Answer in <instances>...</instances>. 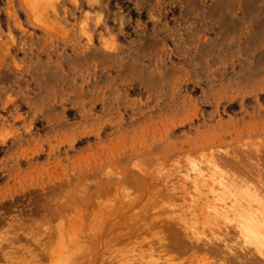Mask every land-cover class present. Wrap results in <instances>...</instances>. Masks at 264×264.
Segmentation results:
<instances>
[{"label":"rangeland","instance_id":"obj_1","mask_svg":"<svg viewBox=\"0 0 264 264\" xmlns=\"http://www.w3.org/2000/svg\"><path fill=\"white\" fill-rule=\"evenodd\" d=\"M262 193L264 0H0V264L256 253Z\"/></svg>","mask_w":264,"mask_h":264},{"label":"bare ground","instance_id":"obj_2","mask_svg":"<svg viewBox=\"0 0 264 264\" xmlns=\"http://www.w3.org/2000/svg\"><path fill=\"white\" fill-rule=\"evenodd\" d=\"M235 166V165H234ZM242 168H244V167H242ZM143 183V182H142ZM138 186V185H137ZM143 186V185H142ZM139 187V186H138ZM240 194H241V192H239ZM238 193V194H239ZM208 194V193H207ZM206 194V195H207ZM237 194V193H236ZM245 194V193H244ZM244 194H243V196H244ZM247 194H249V193H247ZM250 195V194H249ZM253 195H254V193H253ZM256 195V194H255ZM255 195L253 196V197H255ZM247 196V195H246ZM245 196V197H246ZM257 196H259L258 198L260 199H264V195H263V193H262V195H259V194H257ZM249 197V196H248ZM250 198V197H249ZM252 198V197H251ZM256 200V199H255ZM259 201V200H258ZM244 204V203H243ZM237 206H239L238 208H236ZM237 206H235L234 207V209H233V211H230V210H227V211H230L231 212V217L233 216V219L235 218H237L236 219V221L238 220V223L239 224H237V226H238V228H239V231L238 232H236L237 230H235V228L233 229V230H235V232L231 229V230H224V231H226V232H223V230H221V229H218L221 233V237L219 236V234H218V236L220 237H216L217 238V240L218 241H220V242H228V240L229 241H231L232 239H233V237L235 236L236 238L238 237V238H240L239 236H241L240 234H242V236H243V238L245 239L244 241H246V242H243L242 241V243L243 244H245V243H247V242H249V243H251L252 245H254V247L256 248V253H257V255H258V253L260 254V255H262L263 256V253H264V212L263 213H261V211L259 212L257 209H255V210H252V208H249L247 205L245 206V205H237ZM106 208V207H105ZM262 209H263V206L261 207ZM110 209H112V208H110ZM113 210V209H112ZM226 211V210H225ZM226 211V212H227ZM103 212V211H102ZM105 212V211H104ZM110 212V211H109ZM222 212H224L223 210H222ZM220 213V215H218V216H221V217H223L222 215H225V214H223V213ZM106 213V212H105ZM228 213V212H227ZM103 214V213H102ZM219 214V213H218ZM222 214V215H221ZM227 215V214H226ZM225 217V216H224ZM207 222V221H206ZM209 223H210V220L208 221ZM207 222V223H208ZM177 223V222H176ZM214 225H216V231H217V228H220V226H218V222H212ZM193 224V223H192ZM191 224V225H192ZM195 224V223H194ZM168 225H170L169 227H166V228H168L167 229V231L168 232H166V233H168L169 234V236H168V240H170L171 241V243H172V245H173V248H172V246L171 245H169V246H171V250L173 249V250H175V252L177 251V253H179V251L181 252V250H183L182 252H193V253H199V252H201V253H204V255H205V257L208 259V261H207V264H264V262H262V260L261 259H259V257H260V255H256V253L254 252L255 251V249H254V251L252 252V251H250L249 249V251H247V252H244V253H242L241 251H239V249H238V251H237V253L235 254V255H232V256H230V255H227V254H230V253H227V251L226 250H224V245L223 246H221L220 244H218V243H215V242H213V243H208V241L207 242H204L203 240H202V242L199 240V238L197 237L196 238V240L192 243L191 242V244H188L187 243V240H186V242L184 241V238L182 237V236H180L179 235V231L177 232L176 230H178L177 229V227L175 226H173L174 228H176V230L175 229H173V227H171V222H170V224H168ZM167 225V226H168ZM174 225V224H173ZM176 225V224H175ZM178 225V224H177ZM236 225V224H235ZM234 225V226H235ZM160 226V225H159ZM162 226V225H161ZM194 226V225H193ZM192 226V227H193ZM198 226V225H197ZM211 226V225H210ZM213 226V225H212ZM223 227V226H222ZM236 227V226H235ZM197 228V227H196ZM158 229H159V227H158ZM161 229V228H160ZM163 229V228H162ZM182 229V228H181ZM223 229V228H222ZM153 230V229H152ZM164 230H166V229H164ZM186 230V229H185ZM160 231V230H159ZM199 231V230H198ZM219 231H217V232H219ZM184 232V231H183ZM194 232V231H193ZM212 232V231H211ZM210 232V233H211ZM158 233V232H157ZM166 233H165V236H166ZM190 233H192V232H190ZM198 233V232H197ZM200 233V232H199ZM198 233V234H199ZM213 233H215V232H213ZM240 233V234H239ZM156 234V233H155ZM180 234H182V232L180 233ZM196 234V233H195ZM195 234H194V236H195ZM212 234V233H211ZM210 234V235H211ZM238 234H239V236H238ZM184 235V234H183ZM237 235V236H236ZM184 236H186V234L184 235ZM191 236H193V235H191ZM193 236V237H194ZM160 237V236H159ZM180 237H182L183 239H181ZM213 237V236H212ZM190 238V237H189ZM243 238H242V240H243ZM155 239H157V238H155ZM165 240H167L166 239V237L164 238ZM163 239V240H164ZM195 239V238H194ZM208 239V238H207ZM160 240V239H159ZM204 240H206V239H204ZM212 240H213V238H212ZM216 240V241H217ZM234 240V239H233ZM162 241V240H161ZM169 241V242H170ZM192 241H193V239H192ZM201 243H200V242ZM168 242V243H169ZM231 242H233V241H231ZM160 243H162V242H160ZM166 243V242H165ZM168 243H167V245H168ZM186 243V244H185ZM237 243V242H236ZM241 243V242H240ZM248 243V244H249ZM162 244H164V241H163V243ZM162 244H159L160 246L162 245ZM165 245V244H164ZM167 245H165L164 247L165 248H167V247H169V246H167ZM251 245V246H252ZM233 246V245H232ZM158 248H160L159 246H157ZM161 247H163V246H161ZM163 247V248H164ZM228 247H229V245H228ZM162 248V249H163ZM231 248V247H230ZM155 249V248H154ZM161 249V248H160ZM160 249H158V250H160ZM168 249H170V248H168ZM246 250V249H245ZM153 251V250H152ZM164 251V250H163ZM167 251V250H166ZM165 251V252H166ZM168 251H170V250H168ZM225 251H226V253H225ZM231 251V250H230ZM233 251V250H232ZM155 252H157V249H156V251ZM181 252V253H182ZM232 253V252H231ZM151 254V253H150ZM160 254H161V252H160ZM163 254V253H162ZM232 254H234V253H232ZM211 259V260H210Z\"/></svg>","mask_w":264,"mask_h":264}]
</instances>
